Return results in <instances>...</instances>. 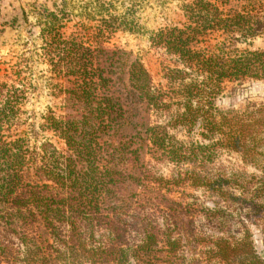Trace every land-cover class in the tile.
<instances>
[{"label":"trees","instance_id":"obj_1","mask_svg":"<svg viewBox=\"0 0 264 264\" xmlns=\"http://www.w3.org/2000/svg\"><path fill=\"white\" fill-rule=\"evenodd\" d=\"M98 9L96 45L65 37L54 12L42 28L63 112L39 127L64 149L24 118L23 71L0 81V264H264V103L217 104L227 83L264 80V0L185 3L182 26L151 32L165 50L158 82L105 45L136 25Z\"/></svg>","mask_w":264,"mask_h":264},{"label":"rangeland","instance_id":"obj_2","mask_svg":"<svg viewBox=\"0 0 264 264\" xmlns=\"http://www.w3.org/2000/svg\"><path fill=\"white\" fill-rule=\"evenodd\" d=\"M190 2L192 0H0V81L7 80L6 75L13 74L15 70L23 71V76L33 84L29 100L24 105V118L35 123L39 130V140L51 139L59 149H64L61 139L51 131L42 132L39 127L43 122V113L49 109L63 112L62 95L51 94L47 85L49 65L41 56L42 28L47 16L52 12L56 14L53 17L61 23V31L65 37H78L96 45L92 36L102 20L98 8L100 4H105L112 13L125 16L139 29V32L119 29L105 45L133 51L158 82L163 79L165 50L152 45L151 32L174 25L182 26L186 21L183 5ZM239 3L234 1L232 4ZM253 42L255 47L264 48L263 36ZM239 47L245 48L246 44H239ZM249 103H264V80H247L242 84L227 83L225 91L217 98V104L224 109H241ZM21 129H27V126ZM179 136L184 137L181 133ZM222 158L228 166L243 165L237 154H225ZM171 170L170 167H161L166 175ZM247 170L255 171L251 166H247ZM187 191L194 192L191 187H187ZM196 193L201 194L199 191ZM173 195L177 197L180 193ZM206 204L213 206L210 200H206ZM255 240L264 256V246L258 231Z\"/></svg>","mask_w":264,"mask_h":264}]
</instances>
